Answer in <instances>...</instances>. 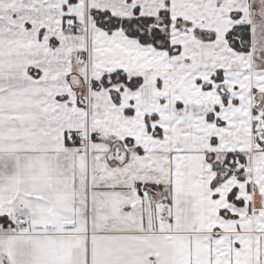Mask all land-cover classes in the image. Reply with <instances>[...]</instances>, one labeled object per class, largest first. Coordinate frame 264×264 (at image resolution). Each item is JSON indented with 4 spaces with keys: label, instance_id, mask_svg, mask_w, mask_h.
<instances>
[{
    "label": "snow or ice",
    "instance_id": "snow-or-ice-1",
    "mask_svg": "<svg viewBox=\"0 0 264 264\" xmlns=\"http://www.w3.org/2000/svg\"><path fill=\"white\" fill-rule=\"evenodd\" d=\"M0 264H264V0H0Z\"/></svg>",
    "mask_w": 264,
    "mask_h": 264
}]
</instances>
